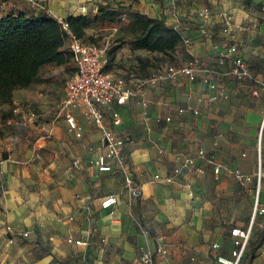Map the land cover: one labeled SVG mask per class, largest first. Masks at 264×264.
Instances as JSON below:
<instances>
[{"label":"crops","instance_id":"obj_1","mask_svg":"<svg viewBox=\"0 0 264 264\" xmlns=\"http://www.w3.org/2000/svg\"><path fill=\"white\" fill-rule=\"evenodd\" d=\"M204 5L212 9L208 21L198 14ZM82 6L87 7L86 14L80 13ZM5 8L0 18L22 13L65 19L85 15L92 21L83 39L91 37L85 41L102 43L113 38L107 70L124 78L135 94L123 105L106 108V115L109 118L112 110L121 114L122 123L114 128L126 139L125 150L144 196L131 199L124 189V176L117 170L100 173L89 166L88 159L102 145V133L88 120L83 107L72 109L83 129L80 138L69 131L60 112L64 120L31 126L33 132L27 133L28 137L26 131L13 128L0 136V152H8L0 163V264H143L140 254L154 252L155 239L161 236L170 246L169 264H220L217 256H229L233 248L231 229L247 228L253 221L246 261L264 233V219L256 217L264 218V214L250 217L258 184L259 203L264 207V99L246 93L230 76L223 84L229 96L209 102L204 66L217 67L218 52L235 42L251 72L264 80V0H46V11L41 13L25 2L10 1ZM101 8L114 11L116 19L94 21ZM223 12L233 16L230 33L223 32ZM136 13L181 29L183 40L172 54L175 59L164 66L198 58L202 64L196 67V80L182 77L177 83H146L147 75L141 68L144 59L140 57L152 52L132 49L133 38L127 36L125 28ZM69 65L73 68L72 62ZM64 66L44 65L28 87L15 90L16 96L8 104L23 105L48 96L56 77L47 71H62ZM63 96L64 92L60 103ZM195 104L199 105V115L191 111ZM181 107L182 113L178 111ZM9 111L0 113V122ZM169 115L170 121L166 119ZM32 138L36 145L44 140L58 147L55 161L42 173L25 166L31 157L22 155L23 147ZM259 147L261 181L254 178L242 186L233 171L255 174ZM200 149L208 153L215 150V162L222 167L218 174L214 164L199 158ZM178 157L198 159L203 173L186 169L173 182H165L163 178L174 174ZM77 161L80 169L75 167ZM33 175L46 179L35 181ZM39 182L45 185L36 186ZM109 195H117L118 203L104 209L102 200ZM230 201L241 208L233 216L223 208ZM93 227L106 240L111 259L104 261ZM69 236L88 244H70L66 241ZM255 254L251 264H264V240ZM159 263L156 259L153 264Z\"/></svg>","mask_w":264,"mask_h":264},{"label":"built area","instance_id":"obj_2","mask_svg":"<svg viewBox=\"0 0 264 264\" xmlns=\"http://www.w3.org/2000/svg\"><path fill=\"white\" fill-rule=\"evenodd\" d=\"M10 1L25 2L37 13L46 11V0H0V12L4 11L6 5ZM88 12L86 6L80 9L81 14ZM199 16L204 21H208L212 17V9L209 5H204L198 12ZM67 32V50L71 52V61L74 67V73L66 77L64 80V96L60 103V113L63 114L66 124L70 132L74 133L77 138L82 137L83 129L79 125L75 116L72 113L73 108L83 107L88 120L95 125L102 133V145L97 149L95 156L88 159V164L95 167L100 173H111L117 170L124 176V189L133 200L141 199L144 196L143 187L137 182L132 163L128 152H126V139L122 136L114 126L122 123V117L119 111L112 110L109 118L106 115V108L112 105L125 104L134 94L135 91L128 85L122 77H116L107 70L109 63L108 44L105 43H89L83 38L78 37L70 28L67 19L53 16ZM223 17V32L230 33L233 26V16L228 12L222 13ZM211 36V34H207ZM188 42V41H187ZM190 63L183 65L168 64L160 69L155 70L147 79L146 83L156 86L161 82L177 83L180 78L186 77L190 81L197 78L196 67L202 64L198 58H193ZM217 67L204 66L206 78L204 82L208 84L209 93L207 99L209 102H217L229 96L227 86L224 82L231 76L246 93L252 97H260L264 99V80L251 72L245 59L241 54L240 46L235 42H229L217 54ZM144 106L148 105L146 100L143 101ZM17 110V109H16ZM180 113L184 112V108H179ZM191 111L194 115L200 114L198 104L191 106ZM17 112V111H16ZM147 112H145L146 114ZM36 115L32 114L27 119L32 121ZM27 119L22 120L17 117L5 119L6 124L17 126L25 125ZM171 120V115L166 118ZM28 123V122H27ZM217 144V143H216ZM199 158L206 159L209 163L214 164V172L218 174L221 165L215 162V150L209 153L205 149H200ZM2 153L0 152V163L2 162ZM259 165L255 174L249 175L242 172L240 169H235L233 175L238 183L246 186L254 178L260 183L262 178L261 165V148H258ZM178 162L174 167V174L168 175L163 180L171 183L174 177L184 170L203 173V167L198 164V159L194 157L177 158ZM75 167L80 169V162L75 163ZM155 178L160 180V176ZM260 184L256 188V201L253 216L257 213L264 214V207L259 203ZM117 195H109L102 200L101 206L108 209L118 203ZM70 219H73L70 217ZM253 221L247 228L233 227L231 229V241L233 248L229 256L218 255L217 262L220 264H245L246 251L252 237ZM8 230L12 232L11 227ZM13 233V232H12ZM91 233V232H90ZM92 233L95 234L94 241L98 245H102L104 238L99 235L97 227L92 228ZM23 236H28L25 232ZM66 241L77 246L87 245V241L75 239L72 236L67 237ZM217 248V244L213 245ZM156 259L159 264H169L170 261V246L165 241L164 237L155 239V251H143L140 254V261L143 264H153ZM76 264H85L84 261H78Z\"/></svg>","mask_w":264,"mask_h":264},{"label":"trees","instance_id":"obj_3","mask_svg":"<svg viewBox=\"0 0 264 264\" xmlns=\"http://www.w3.org/2000/svg\"><path fill=\"white\" fill-rule=\"evenodd\" d=\"M116 13L110 9H99L94 21H113ZM71 30L83 38L85 28L92 24L87 16L67 18ZM136 35L131 41L134 50L144 49L152 53L170 55L183 40L181 29L168 26L163 20L136 13L129 24ZM67 32L52 16L27 17L25 14L8 15L0 18V106L12 101L15 90L28 87L41 68L49 63L65 65L72 54L64 47ZM13 116L9 111L3 120ZM264 240V233L245 264H251L256 257L255 249Z\"/></svg>","mask_w":264,"mask_h":264},{"label":"rangeland","instance_id":"obj_4","mask_svg":"<svg viewBox=\"0 0 264 264\" xmlns=\"http://www.w3.org/2000/svg\"><path fill=\"white\" fill-rule=\"evenodd\" d=\"M204 3V1H202ZM126 28V34L127 36H130L132 38H134V36L136 35V30H134L132 27H130L129 25L125 26ZM91 37V36H90ZM90 37H86L85 39H90ZM84 39V40H85ZM110 39V40H109ZM112 39L113 38H108L109 40V44H108V52L111 55V51L113 49V44H112ZM102 43L106 44V41H103ZM140 59H144L142 60L141 63V68L142 71L147 75V78L157 69H160L161 67H163L166 63L173 61L172 59H175L174 56L172 54L170 55H162V54H153V53H146L144 55H142L140 57ZM152 61V62H151ZM72 62V61H70ZM69 62V63H70ZM65 64L64 66V70L62 71H57V69L59 68H54V69H50L48 70V74H54V77H56L55 81H53V84L51 85V91L49 93L48 96H45L42 98V100L39 101H26V103L19 104L16 106V104H11L9 105H4L2 104L0 107V113H2L3 111H12L13 112V116L12 117H17L19 119L25 120L27 119L29 116H31L32 114L36 115V118L32 121H28L25 125H17V126H12L9 124H6L5 119L1 120L0 122V136L5 135L6 133H8L9 131H13V128H16V131L22 130V131H26L25 136H27V133H32L33 131L31 130V126H36L38 127L41 123L43 124L44 122H49L51 120H61L63 118L62 115L59 116V112H60V108H59V103H60V98L63 95L64 92V80L66 77L70 76L72 74L71 71L74 72V67L72 68L70 65L68 66ZM69 67V68H67ZM60 70V69H59ZM15 93L13 94L14 97ZM16 96V95H15ZM10 103V102H9ZM18 109V110H16ZM20 110H23L20 111ZM16 111H20V112H16ZM11 118V117H9ZM8 119V118H7ZM63 127L65 128V131L67 132V134H69L68 129L65 125V123L63 124ZM36 135V134H33ZM34 137V136H33ZM62 141V140H61ZM30 142L28 144L27 147H23V153L22 155H30V162H26L27 164L25 165L27 168L29 169H35L36 171H39V173H42L43 170H45L52 162H54L55 160V152H58V147L55 146V144H49L47 141L41 140L37 145L35 144L36 139L32 138L30 139ZM40 145H43L40 148ZM20 147L17 148V150L19 151ZM2 153V158H6L8 157V155L6 156L5 153L8 154V152H1ZM18 155V154H17ZM19 156V155H18ZM71 164V163H70ZM34 180L38 181V180H45L46 177L45 176H38L36 177L35 175H33ZM45 185V183L39 182L38 184H36V186L40 187V185ZM223 208L225 209V211L230 215L233 216L235 210L240 211L241 208L235 207L234 203L232 201L226 203ZM255 210V202L252 204V209H251V216L253 215ZM259 219H264L263 216H259V214H257V216ZM143 225V224H142ZM145 226V225H143ZM148 228V227H147ZM146 226L144 227V229H147ZM99 251H103V259L108 260L111 259V253L107 252V243L106 240L103 242L102 245L99 246ZM88 257V254H87ZM155 263V262H154Z\"/></svg>","mask_w":264,"mask_h":264}]
</instances>
